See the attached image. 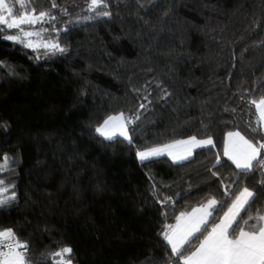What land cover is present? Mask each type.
Listing matches in <instances>:
<instances>
[{"label":"trees","instance_id":"16d2710c","mask_svg":"<svg viewBox=\"0 0 264 264\" xmlns=\"http://www.w3.org/2000/svg\"><path fill=\"white\" fill-rule=\"evenodd\" d=\"M56 2L68 14L52 9L56 19L35 28L66 52L0 39V164L10 158L0 180L15 192L0 206V230L28 245V264H56L65 246L73 264H165L163 226L210 195L225 199L220 179L231 183L238 170L223 140L252 135L248 101L264 95V0H106L107 17L88 11L90 0ZM138 110L132 144L95 133L108 115ZM206 129L216 148L182 163L136 156ZM216 153L224 166L213 168ZM260 179L233 185L256 193L253 213L264 207Z\"/></svg>","mask_w":264,"mask_h":264},{"label":"snow or ice","instance_id":"6c2138e0","mask_svg":"<svg viewBox=\"0 0 264 264\" xmlns=\"http://www.w3.org/2000/svg\"><path fill=\"white\" fill-rule=\"evenodd\" d=\"M36 4L37 0H0V39L34 51L44 49L45 55L66 52L67 48L58 41L45 38L44 33L48 29L41 27L36 30L35 26L54 21L56 16L52 9H60L67 15V8H61L56 0H50L47 10H37ZM101 8H107L106 0H90L88 3V11L96 16H110V12L101 11ZM93 18L84 17L86 20ZM23 26H31V30ZM144 99L147 100V97ZM248 104L255 107L257 114L255 125L249 124L252 135L246 137L240 131H229L223 140L222 155L238 170L231 183L225 184L224 178L220 179L225 199L218 200L214 194L210 195L191 211H181L175 216V223L163 226L160 235L170 248L165 264H264V207L254 213L249 211L256 193L248 186L233 191V185L241 176L251 175L255 179L257 173L261 177L259 189L264 191V95L250 99ZM146 107L145 103L139 105V109ZM138 119L139 110L133 116L124 112L108 115L94 131L105 140L113 141L119 137L132 144L129 126ZM0 127L7 126L0 123ZM203 136L205 138L191 135L186 139L138 149L136 156L142 163L163 156L171 158L173 163L186 161L196 149L216 148L210 129H206ZM9 159L7 155L3 157L0 171L6 170ZM217 166H224L221 153L215 154L213 168ZM212 175L217 176L218 172L213 171ZM13 189L14 186L10 188L0 180V206L15 199ZM9 192L11 195H8ZM170 199L165 198L163 203L167 204ZM221 209L225 210L217 216ZM162 214L167 217V213ZM27 248L28 245L19 241L11 228L0 230V264H28ZM72 251L71 247L65 246L55 252L54 258H58L56 264H73Z\"/></svg>","mask_w":264,"mask_h":264},{"label":"crops","instance_id":"0c3cea01","mask_svg":"<svg viewBox=\"0 0 264 264\" xmlns=\"http://www.w3.org/2000/svg\"><path fill=\"white\" fill-rule=\"evenodd\" d=\"M103 138V137H102ZM186 139V138H185ZM196 150H198V149H196ZM195 150V151H196ZM194 151V152H195ZM163 157H166V158H168L172 163H173V161L171 160V158H169V157H167V156H163ZM158 158H161V157H158ZM226 158V157H225ZM152 159H156V158H152ZM152 159H150V160H152ZM190 159V158H189ZM227 159V158H226ZM139 160V159H138ZM182 162H184V161H182ZM182 162H179V163H182Z\"/></svg>","mask_w":264,"mask_h":264},{"label":"rangeland","instance_id":"374dc122","mask_svg":"<svg viewBox=\"0 0 264 264\" xmlns=\"http://www.w3.org/2000/svg\"><path fill=\"white\" fill-rule=\"evenodd\" d=\"M23 27H25L26 30H31V26H23ZM36 30H38V29H36ZM33 39H35V37H33Z\"/></svg>","mask_w":264,"mask_h":264}]
</instances>
